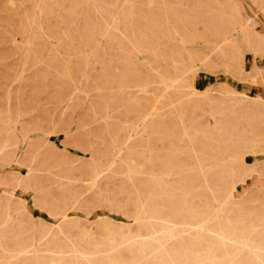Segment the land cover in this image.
<instances>
[{"label": "rangeland", "instance_id": "rangeland-1", "mask_svg": "<svg viewBox=\"0 0 264 264\" xmlns=\"http://www.w3.org/2000/svg\"><path fill=\"white\" fill-rule=\"evenodd\" d=\"M263 119L264 0H0V264H261Z\"/></svg>", "mask_w": 264, "mask_h": 264}, {"label": "bare ground", "instance_id": "bare-ground-1", "mask_svg": "<svg viewBox=\"0 0 264 264\" xmlns=\"http://www.w3.org/2000/svg\"><path fill=\"white\" fill-rule=\"evenodd\" d=\"M95 32V31H94ZM256 32V31H255ZM257 33V32H256ZM93 35V34H92ZM222 38H220V42L221 43H223V44H225L226 46H228V45H230L231 43H232V38L233 37H230V36H228V35H225V36H221ZM220 53V52H219ZM221 54V53H220ZM263 79V78H262ZM258 111H259V109H257ZM263 110V109H262ZM249 111V110H248ZM234 112V111H233ZM217 114V113H216ZM254 114V113H253ZM260 114V113H259ZM246 117V116H245ZM260 117V116H259ZM247 119V118H246ZM256 119V118H255ZM259 119V118H258ZM264 120V119H263ZM251 121V120H250ZM254 121V120H253ZM261 121V120H260ZM250 123V122H249ZM249 123H247V124H249ZM251 124H252V122H251ZM160 130V129H159ZM252 130V129H251ZM219 132V131H218ZM244 138V137H243ZM164 147V146H163ZM230 149V148H229ZM232 150V149H231ZM217 153V152H216ZM157 154V153H156ZM173 155H175L174 153H173ZM160 160V159H159ZM159 163H162V162H159ZM169 165V164H168ZM153 167V166H152ZM170 168V167H169ZM167 169V168H166ZM179 169H181V168H179ZM229 169V168H228ZM227 169V170H228ZM153 170V169H152ZM168 170V169H167ZM232 170V169H231ZM173 172V171H172ZM201 172V171H200ZM226 172V171H225ZM228 172V171H227ZM175 173V172H174ZM173 173V174H174ZM184 173V172H183ZM233 173H234V171H233ZM203 174V173H202ZM208 174V173H207ZM227 175V174H226ZM231 175H233V174H231ZM179 176V175H178ZM223 176V175H222ZM151 177V176H150ZM206 177H207V175H206ZM229 177V176H228ZM153 180H152V186L151 185H149V187L151 186V194L150 195H152V196H156V194H158V191H159V189H161V188H164L165 186H166V184L164 185V187H163V181L161 182L160 181V179H159V177H157L156 175H153ZM166 178V177H165ZM175 178H178V177H175ZM190 179V178H189ZM230 179V178H229ZM147 180H148V178H147ZM166 180L167 181H169L168 180V178H166ZM179 180V178L177 179V181ZM206 182H207V180H205ZM236 181V180H235ZM198 182V181H197ZM184 183V182H183ZM182 183V184H183ZM186 183V182H185ZM227 183H229L228 181H227ZM207 185H208V183H206ZM205 184V185H206ZM233 184V183H232ZM174 185V184H173ZM177 185V184H176ZM178 185H180L181 186V184H178ZM183 185H185V184H183ZM192 185V184H191ZM171 186V185H170ZM175 186V185H174ZM209 186V185H208ZM233 186H234V184H233ZM184 187V186H183ZM200 187V186H199ZM224 187V186H223ZM230 187V186H229ZM232 187V186H231ZM171 188H173V187H171ZM176 188V187H175ZM182 188V187H181ZM207 188H209V187H207ZM150 189V188H149ZM180 189V188H179ZM232 189V188H231ZM230 189V190H231ZM174 190V189H173ZM184 190H187L186 189V187H185V189ZM175 191V190H174ZM178 191V190H177ZM166 192H167V190H166ZM194 192H195V190H194ZM207 192V191H206ZM161 193H163L162 191H161ZM175 193V192H174ZM178 193H179V191H178ZM181 193H183V191L181 192ZM209 193V192H208ZM169 194V193H168ZM170 194H171V192H170ZM169 194V195H170ZM173 194V193H172ZM171 194V195H172ZM176 194V193H175ZM185 194V193H184ZM193 194V193H192ZM171 195L169 196V198L171 197ZM161 196V195H160ZM186 196H188L187 194H186ZM190 196H191V194L189 195V198H190ZM193 196H194V194H193ZM192 196V197H193ZM208 196V195H207ZM206 196V197H207ZM222 196V195H221ZM225 196H226V194H225ZM163 197H165V196H163ZM168 197V196H167ZM166 197V198H167ZM176 197H177V194H176ZM175 197V198H176ZM195 197V196H194ZM159 198V197H158ZM173 198V197H172ZM215 198V197H214ZM177 199V198H176ZM226 200H228V198H225ZM152 200H154V199H152ZM185 200H188V197H187V199H185ZM202 200H204V199H202ZM209 200V199H208ZM208 200H206V201H208ZM155 201H156V199H155ZM168 201V200H167ZM219 201V200H218ZM156 202H158V201H156ZM162 202V201H161ZM160 202V203H161ZM174 202V201H173ZM178 202V201H177ZM214 202V201H213ZM217 202V201H216ZM220 202V201H219ZM167 203V202H166ZM166 203H164V204H166ZM200 203H202V202H200ZM207 203V202H206ZM221 203V202H220ZM228 203V202H227ZM184 204H186V202L184 203ZM187 204H188V202H187ZM211 204V203H210ZM168 205V204H167ZM207 205V204H206ZM226 205H229L230 206V204H225V206ZM194 206V205H193ZM208 206V205H207ZM228 206V207H229ZM181 207V206H180ZM196 207V206H195ZM209 207V206H208ZM212 207V206H211ZM165 208H166V205H165V207H164V211H165ZM169 208V207H168ZM200 208H201V206H200ZM189 209H190V206H189ZM203 209V208H202ZM230 209V208H229ZM188 210V209H187ZM209 210V209H208ZM216 210V209H215ZM221 210V209H220ZM224 210V209H223ZM232 210V209H231ZM183 211V209L182 208H178V209H176V210H171V209H169V212L165 215L166 216V218H165V222L164 223H162V227H164V230H163V232H164V234H163V236H165V237H169V239L171 238V237H174V238H176V237H180V239H179V241H176V243L174 242V244L175 245H177V250H180V249H183L184 251H186V250H188V243H190V242H188V243H186L187 241H186V239H185V236H182L183 235V233L182 232H185L186 233V230H184V229H186V227L184 228V229H181L180 230V232L179 233H177V232H175L174 230L172 231V229H171V227L173 226V225H178V224H182V223H184L183 222V220H182V218H185V217H183V215L181 214V212ZM197 211H199V210H197ZM202 211H206V210H202ZM218 211V210H217ZM234 211V210H233ZM237 211V210H236ZM241 211H243V210H241ZM190 212V211H189ZM222 212V211H221ZM166 213V212H165ZM228 213H229V211H228ZM233 213V212H232ZM244 213H246V212H244ZM153 214H155V213H153ZM188 214V213H187ZM186 214V215H187ZM194 214V213H193ZM193 214H192V216H193ZM198 214V213H197ZM200 214V213H199ZM230 214V213H229ZM185 215V214H184ZM185 215V216H186ZM190 215V214H189ZM223 215V214H222ZM228 215V214H227ZM194 216H196L195 214H194ZM210 216V215H209ZM240 216V215H239ZM208 217V216H207ZM190 218V217H189ZM209 218V217H208ZM218 218H219V216H218ZM223 218H225V217H223ZM242 218V217H241ZM199 219V218H198ZM203 220H204V217L202 218ZM222 219V218H221ZM227 219H229L227 222H224L226 225H224V224H221V225H219V228L221 229V230H225V228H231L230 226H231V220L233 219V217L232 216H229ZM182 220V221H181ZM213 220V219H212ZM214 220H216V219H214ZM219 220V219H218ZM223 220V219H222ZM239 220V219H238ZM185 221V220H184ZM195 221H196V219H195ZM194 221V222H195ZM207 221V220H206ZM225 221H226V219H225ZM243 221V220H242ZM152 222V221H151ZM153 222H156L155 220L153 221ZM187 222H190V221H187ZM200 222V221H199ZM216 222V221H215ZM219 222V221H218ZM201 223V222H200ZM222 223V222H221ZM149 224V223H148ZM185 224V223H184ZM202 224V223H201ZM219 224V223H218ZM235 224H237L236 226H238V222L237 223H235ZM235 224H234V226H235ZM151 226V230H150V228H149V230L152 232V234H155V233H157L158 231H157V224L156 223H154V224H150ZM207 225H209V224H207ZM206 225V226H207ZM210 225H212V223L210 224ZM209 225V226H210ZM214 225V224H213ZM241 225H242V223H241ZM141 226V225H140ZM203 226V225H202ZM205 226V225H204ZM203 226V227H204ZM239 226H240V224H239ZM181 227H183V226H181ZM180 227V228H181ZM189 227V226H188ZM203 227H201L200 226V228H203ZM245 227V226H244ZM142 228V227H141ZM175 228V227H174ZM179 227H177V229H178ZM192 228V227H191ZM199 228V227H198ZM199 228V229H200ZM214 228V227H213ZM176 229V228H175ZM194 230L196 229V228H193ZM237 229H240V228H237ZM162 230V229H161ZM203 230V229H202ZM207 230V229H206ZM210 230V229H209ZM178 231H179V229H178ZM196 231H198V229L196 230ZM200 231V230H199ZM198 231V232H199ZM218 231V230H217ZM162 232V233H163ZM197 232V233H198ZM204 231H202V233H203ZM214 232H216V231H214ZM226 232V231H225ZM230 232H232V231H230ZM237 232V231H236ZM240 231H238V233H239ZM210 233V232H209ZM224 233V232H223ZM242 233V232H241ZM244 233V232H243ZM182 234V235H181ZM225 234V233H224ZM229 234V233H228ZM156 235V234H155ZM159 235H162V234H159ZM179 235V236H178ZM186 235V234H185ZM190 235L191 234H188V235H186V237L188 236V237H190ZM200 235H201V233H200ZM203 235H204V233H203ZM213 234H210V236H212ZM215 235H218V234H215ZM220 235V234H219ZM254 235H256V234H254ZM196 236H198V234L196 235ZM221 236V235H220ZM239 236H241V235H239ZM192 237V236H191ZM202 237V236H201ZM204 237V236H203ZM207 237V236H206ZM212 237H214V236H212ZM146 238V237H145ZM155 238V237H154ZM174 238H172L173 239V241H174ZM195 238V237H194ZM193 237H192V239H194ZM197 238V237H196ZM195 238V239H196ZM200 238V236H198V239ZM209 238H211V237H209ZM232 237H231V235H225V237H223V243L226 245V243H227V240H232L231 239ZM143 239V238H142ZM149 239V238H148ZM165 239V238H164ZM194 239V240H195ZM201 239V238H200ZM215 239H217V238H214V240ZM218 239H220V237L218 238ZM217 239V240H218ZM234 239V238H233ZM261 239V238H260ZM141 240V239H140ZM145 240V239H144ZM177 240V239H176ZM212 240H213V238H212ZM214 240H213V242H214ZM250 240V239H249ZM125 241V240H124ZM152 241V240H151ZM150 241V242H151ZM153 241H155V240H153ZM162 241V240H161ZM165 241H167L168 242V240H165ZM186 241V242H185ZM198 241H200V240H198ZM205 241V240H204ZM221 241V240H220ZM253 241V240H252ZM132 242V241H131ZM145 242H147V241H145ZM164 242V241H163ZM167 242H164L165 244L167 243ZM171 242L172 241H170V243L169 244H171ZM197 242V241H196ZM203 242V241H202ZM235 242V241H234ZM239 242V244H240V241H238ZM237 242V243H238ZM127 243H129V242H127L126 241V243L125 244H127ZM138 243V242H137ZM193 243V242H192ZM191 243V244H192ZM205 243H206V241H205ZM215 243V242H214ZM233 243V242H232ZM253 243V242H252ZM130 244H132V243H130ZM129 244V245H130ZM144 244V243H143ZM173 244V245H174ZM197 244H199V243H197ZM197 244H196V246H197ZM207 244V243H206ZM218 244H219V242H218ZM217 244V245H218ZM223 244V245H224ZM228 244V243H227ZM248 244V243H247ZM123 245V244H122ZM140 245H142V244H140ZM193 245H195V243L193 244ZM213 245V244H212ZM229 245H231V241H230V244ZM228 245V246H229ZM257 245V244H256ZM259 245V244H258ZM152 246V245H151ZM160 246V248H162L163 246H162V244L161 245H159ZM162 246V247H161ZM167 246V245H166ZM228 246H227V248H228ZM145 247V246H144ZM144 247H143V250H144ZM165 247V246H164ZM168 247V246H167ZM191 247V246H190ZM201 247V246H200ZM216 246H214V248H215ZM224 247V246H223ZM233 247V246H232ZM159 248V247H158ZM213 248V249H214ZM229 248H230V246H229ZM234 248L235 247H233V250H234ZM127 249H129V248H127ZM137 249V248H136ZM169 249V248H168ZM171 249H173V248H171ZM212 249V250H213ZM224 249H226V247L224 248ZM239 249V248H238ZM250 249V248H249ZM248 249V250H249ZM20 250V249H19ZM119 250V249H118ZM130 250V249H129ZM175 250V249H174ZM176 250V251H177ZM208 250H210V249H208ZM218 251L220 250V249H217ZM240 250V249H239ZM238 250V251H239ZM262 250H264V247L263 248H257V249H255L254 251H253V253H252V255L254 256V260H255V258L256 259H258L260 262H261V264H264V254H262L261 253V251ZM173 251V250H172ZM181 251V250H180ZM179 251V252H180ZM125 252H127V250H125ZM130 252V251H129ZM131 252H132V250H131ZM164 252H165V250H164ZM179 252H177V253H179ZM208 252V251H207ZM210 252V251H209ZM209 252H208V257H206V261H207V259H210V263L211 264H221L220 262H217V261H215V262H212L215 258H211L212 256L209 254ZM214 252V251H213ZM216 252V251H215ZM221 252H222V250H221ZM229 252V253H228ZM264 252V251H263ZM86 253V252H85ZM120 253V252H119ZM160 253H162V250H161V252ZM219 253V252H218ZM228 253V254H227ZM227 256H229V260L232 262L231 264H233V260H234V257H235V253L231 256V251H229L228 249H227ZM124 254V253H123ZM130 254H132V253H130ZM144 254V253H143ZM157 254H159V252L157 253ZM168 253L166 252L165 253V255H167ZM197 254V253H196ZM201 254V253H200ZM206 254V253H205ZM204 254V255H205ZM220 254V253H219ZM223 254V253H222ZM28 255V254H27ZM61 255V254H60ZM80 255V254H79ZM133 255V254H132ZM131 255V256H132ZM198 255V259H196L195 261H198L199 260V258H201V257H199V254H197ZM211 257H210V256ZM218 255V254H217ZM62 256V255H61ZM85 256H87V255H85ZM183 256H185V255H183ZM192 256V255H191ZM194 256H195V254H194ZM206 256V255H205ZM10 257V256H9ZM91 257V256H90ZM89 257V258H90ZM96 258H98L97 256H95ZM138 257V256H137ZM196 257V256H195ZM213 257H215V255H213ZM237 257V256H236ZM85 258V257H84ZM93 258V257H92ZM139 258H140V256H139ZM170 258V257H169ZM197 258V257H196ZM205 258V257H204ZM27 259V258H26ZM105 259V258H104ZM110 259V258H109ZM116 259V258H115ZM152 259V258H151ZM185 259V258H184ZM203 259V258H202ZM85 260H87V259H85ZM105 260H107V259H105ZM131 260H133V259H131ZM135 260V259H134ZM167 260V259H166ZM114 261V260H113ZM156 261V260H155ZM184 261V260H183ZM205 261V262H206ZM117 262V261H116ZM118 262H119V260H118ZM117 262V263H118ZM138 262V261H137ZM192 262V261H191ZM207 262H209V261H207ZM221 262H222V260H221ZM227 262V261H226ZM225 262V263H226ZM247 262V261H246ZM245 262V263H246ZM256 262V261H255ZM78 263V262H77ZM76 263V264H77ZM112 263V262H111ZM171 263V262H170ZM175 263V262H174ZM199 264L201 263V262H198ZM197 263V264H198ZM203 263V262H202ZM240 263V262H239ZM95 264V263H94ZM105 264V263H104ZM110 264V263H109ZM113 264V263H112ZM115 264V263H114ZM177 264V263H176ZM191 264V263H190ZM223 264V263H222ZM248 264V263H247Z\"/></svg>", "mask_w": 264, "mask_h": 264}]
</instances>
